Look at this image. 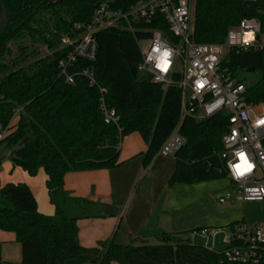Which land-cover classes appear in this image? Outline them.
<instances>
[{
  "label": "trees",
  "instance_id": "16d2710c",
  "mask_svg": "<svg viewBox=\"0 0 264 264\" xmlns=\"http://www.w3.org/2000/svg\"><path fill=\"white\" fill-rule=\"evenodd\" d=\"M96 1L0 0V144L11 150L7 157L13 167L30 176L44 173L54 207L52 215L40 213L24 183L0 185V231L14 234L22 264H64L79 255H91L100 264H244L220 262V254L204 245L153 227L130 237L128 243H117L113 237L92 248L79 243L77 221L104 216L102 207L100 213L93 212L99 204L64 189V175L120 166L119 143L131 132L146 145L142 156L147 165L180 117V87L162 88L137 70L138 34L116 27L101 29L96 33V59L91 64L79 62L81 67L90 65L97 84L105 89L104 101L119 117L120 140L116 126L104 122L98 89L80 76L73 84L58 76L57 62L70 48L60 47L62 37L77 36L72 24L87 21ZM244 18L257 19L264 35V0H195L190 38L196 43H224L228 29ZM221 66L244 84L248 101L264 99V48L229 51ZM254 71L260 76L247 81L246 74ZM172 79L177 82L180 73ZM224 130L222 115L198 118L194 113L182 119L177 131L184 143L173 153L168 188L227 178L218 156ZM149 237L158 242L147 243ZM0 264H4L1 258Z\"/></svg>",
  "mask_w": 264,
  "mask_h": 264
},
{
  "label": "built area",
  "instance_id": "2783aa9c",
  "mask_svg": "<svg viewBox=\"0 0 264 264\" xmlns=\"http://www.w3.org/2000/svg\"><path fill=\"white\" fill-rule=\"evenodd\" d=\"M22 1L56 4L62 0ZM192 9L193 0H97L87 21L72 24L77 36L62 40L64 46L70 48L57 62L58 76L66 84H73L80 76L89 87L98 89L99 110L104 122L116 126L120 140L119 117L105 103V89L97 84L90 65L81 67L79 62L91 64L96 59V33L101 29L116 27L134 36L140 35L135 37L141 57L137 70L162 88L177 84L181 91L179 122L161 146L164 154L173 155L184 143L177 130L185 116L194 113L198 118L222 115L225 130L220 138L218 156L223 160L230 190L217 201L219 204L234 200L264 202V99L248 101L244 84L221 66L229 51L264 48L260 24L257 19L244 18L228 29L224 43H196L190 38ZM162 53H167L165 71L158 67ZM177 71L180 79L174 82L172 76ZM242 160L244 166L237 168ZM218 232L223 233L222 242L227 247L216 251L211 246H204L219 253L220 262L264 264L263 223L241 221L223 228H204L196 234L207 238Z\"/></svg>",
  "mask_w": 264,
  "mask_h": 264
},
{
  "label": "crops",
  "instance_id": "0c3cea01",
  "mask_svg": "<svg viewBox=\"0 0 264 264\" xmlns=\"http://www.w3.org/2000/svg\"><path fill=\"white\" fill-rule=\"evenodd\" d=\"M123 140L119 144L118 160L122 162L120 166L112 169L68 172L64 175L63 187L72 196L105 203L104 209L102 208V212L103 210L105 212L104 217L77 221L78 241L83 247H95L98 241L108 240L112 237L116 242L123 243L124 239H129L147 227L165 231L163 222L167 221L170 214L165 209L163 200L158 197L161 194L160 191L155 192L152 183L150 192L145 198L136 199L135 189L132 191L135 182L138 183L139 177L152 176L149 169L153 167L155 158H152L146 167H142L141 158L146 145L139 146L136 143L135 146V143L131 141L124 144L123 148ZM173 168L170 166L168 169L165 176L166 181L172 174ZM37 179L29 187L36 200L37 210L45 215H52L54 207L49 202L45 188V175L42 171L37 173ZM126 197L128 198L127 208L119 221L121 211L119 208H115V205L118 206ZM39 201L44 205V209L39 207ZM124 216L123 231L118 239V225L120 227ZM0 258L4 264H22L20 244L15 241L13 233L0 231ZM64 264L100 263L95 262L91 255H79ZM110 264L118 263L111 262Z\"/></svg>",
  "mask_w": 264,
  "mask_h": 264
},
{
  "label": "rangeland",
  "instance_id": "374dc122",
  "mask_svg": "<svg viewBox=\"0 0 264 264\" xmlns=\"http://www.w3.org/2000/svg\"><path fill=\"white\" fill-rule=\"evenodd\" d=\"M194 2L195 0H193V11ZM65 38H67V36L62 37L60 47L64 46L62 40ZM34 44L35 46H38L43 54H48V51L44 46H41V44L37 42ZM259 76V71L249 72L246 74L247 81H254ZM262 110H264V107ZM14 120L15 119H13V121ZM131 141L135 143V146L136 143H138L139 146L142 144L145 145L144 141L137 132H131L124 138L122 145L123 148L124 144L126 145V143ZM10 151L11 150L6 148L4 144H0V185H4L6 183H24L30 187L31 183L38 180L37 174L35 176H30L20 167H13L7 157V152ZM154 158L155 161L153 167L149 169V173L152 174V176L147 175L144 177H139L137 180L138 183L135 182L132 191L135 189L136 199L140 197L145 198L149 194L151 183L153 184V190L155 192L160 191L161 194L158 197L163 200L165 205L164 207L170 214L167 218V221L163 222L165 232L178 234L181 239L192 240V231L196 229L211 227L223 228L232 222L241 221L247 224H264V202L234 200L233 202H227L224 204L218 203V197L230 190L229 180L227 178H218L189 185L176 184L171 188H168L165 176L167 175L166 173H168L167 171H169L168 169L170 166H172V168L174 166L173 155L164 154L161 148L155 154L153 159ZM141 163L142 167H146L148 165L143 164V156L141 158ZM38 203L39 207L44 209V205L41 204L40 201ZM96 203L100 206L96 207L93 212L100 213V209L101 207L104 209L105 203ZM127 204L128 198L126 197L125 200L122 201L118 206L115 205V208L117 207V209L119 208L121 211L119 221L121 220V217L127 208ZM102 213L103 216H105L104 210ZM124 220L125 216L121 224L118 222V224H120V227L118 225V239L121 237V233L123 231ZM123 241V243H128L129 239H124ZM157 242L158 241L154 237H149L147 240V243L149 244H154Z\"/></svg>",
  "mask_w": 264,
  "mask_h": 264
},
{
  "label": "water",
  "instance_id": "95a60500",
  "mask_svg": "<svg viewBox=\"0 0 264 264\" xmlns=\"http://www.w3.org/2000/svg\"><path fill=\"white\" fill-rule=\"evenodd\" d=\"M250 71H252V69H250ZM222 237H223L222 232H218L213 237L209 236L207 238H204V236L195 233L192 235L191 241L194 244H200V245L205 244L206 246H211L216 251H221L227 247V244L222 242Z\"/></svg>",
  "mask_w": 264,
  "mask_h": 264
},
{
  "label": "clouds",
  "instance_id": "9594fccd",
  "mask_svg": "<svg viewBox=\"0 0 264 264\" xmlns=\"http://www.w3.org/2000/svg\"><path fill=\"white\" fill-rule=\"evenodd\" d=\"M164 57H165V53H162L158 65H161V66L163 65V63H164ZM243 166H244V163H243V160H242L241 161V165H239V167H243Z\"/></svg>",
  "mask_w": 264,
  "mask_h": 264
},
{
  "label": "snow or ice",
  "instance_id": "6c2138e0",
  "mask_svg": "<svg viewBox=\"0 0 264 264\" xmlns=\"http://www.w3.org/2000/svg\"><path fill=\"white\" fill-rule=\"evenodd\" d=\"M167 56V53H165V57ZM158 67H160L161 71H165L167 69V61L164 60L163 65H158ZM242 155V154H241ZM237 168H239V165L236 166Z\"/></svg>",
  "mask_w": 264,
  "mask_h": 264
},
{
  "label": "bare ground",
  "instance_id": "6f19581e",
  "mask_svg": "<svg viewBox=\"0 0 264 264\" xmlns=\"http://www.w3.org/2000/svg\"><path fill=\"white\" fill-rule=\"evenodd\" d=\"M247 39H249L250 38V36L249 35H247V37H246Z\"/></svg>",
  "mask_w": 264,
  "mask_h": 264
}]
</instances>
